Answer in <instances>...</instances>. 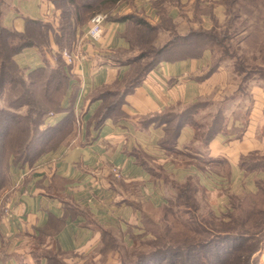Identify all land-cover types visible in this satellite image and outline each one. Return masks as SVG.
I'll return each instance as SVG.
<instances>
[{"label": "crops", "instance_id": "obj_1", "mask_svg": "<svg viewBox=\"0 0 264 264\" xmlns=\"http://www.w3.org/2000/svg\"><path fill=\"white\" fill-rule=\"evenodd\" d=\"M10 2L1 22L18 32L28 18L45 22L53 15L50 0ZM127 26L105 24L96 44L80 31V60L61 101L65 110L47 120L56 126L70 115L75 128L34 165L11 167L15 192L0 212V256L9 257L0 264H15L11 255L24 237L46 238L65 254L99 245L104 232L131 244L144 232V216L167 206L176 186L188 182L223 195L213 208L225 214L229 195L254 193L264 180V170L246 171L240 163L264 155V133L255 132L263 89L252 87L258 101L245 127V106L233 92L225 97L233 85L229 66L212 65L210 50L163 58L136 79ZM15 60L29 72L44 66L35 47ZM205 100L215 103L206 118ZM209 177L228 184L215 187Z\"/></svg>", "mask_w": 264, "mask_h": 264}, {"label": "rangeland", "instance_id": "obj_2", "mask_svg": "<svg viewBox=\"0 0 264 264\" xmlns=\"http://www.w3.org/2000/svg\"><path fill=\"white\" fill-rule=\"evenodd\" d=\"M91 1L92 0H89V2ZM102 1L103 0H94L92 1L96 3L94 8L81 10L82 13L80 12L81 15L78 17L77 31L73 41L75 43L73 46L70 44V38H73L70 37L69 34H66L64 38H60L63 34V32H61L62 25L65 24L66 26H69L70 20L63 17L61 14L62 11L54 5L53 15L49 16L47 21H51L49 24H51L53 28V31L49 33L50 44L43 45L44 47L42 49L46 53L45 56H47L46 63L44 64L47 65L48 63L55 67V69L58 68L60 72L57 71L51 73L47 67L46 72L35 75L34 81L38 83L39 90L35 91L33 98L36 99V103H38L37 107L40 105V107L42 106L46 111L49 110L48 113L46 112L49 117L57 114L55 109L65 91L64 84L66 81L70 83L74 78V75L71 72V65H73V63L68 62L64 56V52L71 55H75V53L78 54L76 49L80 43V31L83 35V32L89 27L90 19L96 13H108L106 24L116 22V18H119L120 16L134 15L139 18H146L151 25L155 26V30H141L140 33L144 34L141 35H143L145 41L140 40L139 42L134 43L132 45L133 53L129 51V58L132 57L130 55L139 57L147 52L146 58L139 63L141 65H144L146 61L148 62L150 58L154 56L155 50L172 42L177 36L185 37L192 35L193 33H195L194 36H196L199 33L205 34L209 32L216 35L217 41H220L222 39V34L224 33L223 31L228 29V34H230L229 37H233V39L222 42V45L220 46L216 45L215 42L213 43L215 58L226 59L221 64L223 66H229V71H231L229 77H231L230 79L233 82V85L225 97H228L233 92L236 95V99L239 98L238 103L245 106V110L241 111L243 116L241 118L242 120L244 119L243 125L245 127L248 126L250 110L253 107L252 105L258 101L251 92L253 89L252 87L260 86L264 92V0H233V4H231L232 0H120L116 4L102 3ZM200 2L201 4H199ZM11 3L10 0H4L3 3L0 2V10L3 13L9 11ZM76 3H78L79 6L84 5L82 0H76ZM61 4L68 5L66 0H62ZM228 7L230 9H227ZM164 11L171 18L170 20L166 19L164 15L161 16ZM172 11L175 13L174 17H171L170 14ZM227 11L229 12L228 14ZM210 13H213L212 17L209 16ZM73 19L75 20L76 17H73ZM132 30L134 31L133 26ZM33 31L34 35L39 38V43L45 44L46 39L43 38V34L35 29H33ZM57 40L59 41V45L56 43ZM147 40H149V43L146 42ZM204 41L205 40H202L201 42L204 43ZM209 41L212 40L209 39ZM201 42H199V44H202ZM59 46L62 49H59ZM193 46L194 49L192 52L194 54L198 53L199 50H195L197 44H193ZM175 51L177 52L178 50ZM175 51L174 53H176ZM187 51L190 50L187 49ZM174 53L172 54V51L165 52L163 53V56L168 57L174 55ZM234 63L235 65L238 63L240 68L244 71H248V74H250L251 79L248 81L246 80L248 83H246L244 89H242V85H240V77L234 74V70L236 69ZM138 66L139 65H136V68ZM7 80L11 81L9 78ZM46 81L51 88L49 94H51V96L53 95V102L44 105V101L46 103V98L43 89L40 87H43V84L46 83ZM8 94H10V92L6 95ZM6 95L3 99H0V120L9 118L10 116V118L12 117L15 121L18 120L20 123L18 124V122H15L14 125L11 124V131L8 134L5 133V135H0V212L5 211L9 207L8 205L12 199V194L15 192V186L11 178V172L9 171L11 167L16 165L12 163V166L9 167L7 160L11 157L7 154L4 155V153H8L9 150L12 152L20 150L18 148L19 142L22 141L23 138L20 140L16 136L22 134L20 129L27 128L28 130V127L25 126L28 122H26L21 116L25 115L27 110V107H20V104H24V100L15 101L14 106L11 108V105L8 104L10 103L8 102L10 97H7ZM13 97L15 100L17 99L15 95ZM209 102H211V100H205L204 103V106H206V109L203 110L204 118H206L205 116L208 111H211L212 113L215 112V103L209 104ZM258 103L259 106L255 114L259 115L258 119H260V121L258 125H256L255 132H257V134H263L264 95H262ZM218 105L220 107V104ZM209 107H211V109H209ZM67 111H69V109H67ZM13 112H18L20 116L17 118L16 114L18 113L13 114ZM255 114L252 117L254 120L251 119V123L257 118ZM35 115V117L38 116V114ZM46 119L47 118H45V131L38 134L40 143L38 144V147L33 148L32 153L29 155L30 158L25 159L24 155H22V150L12 156L13 160L16 159L20 161V165L32 166L37 163L41 158L47 155L44 151L49 150L55 142H58L61 135H63L62 137H65V135L71 133L76 124L74 121L66 120L63 124L62 122L57 124H62L61 126H58L59 130H53L51 128L49 129L48 126L50 125H48V119ZM26 134L28 136V132ZM34 134L35 133H33V135ZM54 135L56 138H54ZM51 136L54 139H52ZM39 149L41 151H38ZM208 180L209 182H207L212 183L215 187L217 185L221 186V184L227 186L228 184L224 179L220 181L217 178L209 177ZM180 189L181 187L176 186L172 191L173 196L170 197L173 201L172 205L175 212L179 215L184 211L182 208L180 210L179 207L175 206L178 204L177 197L178 194H180ZM195 189L196 185L190 184V195H193L196 200V203L192 200L191 203L197 205L202 204L204 206L209 205L212 210H214V201L223 196L218 194L214 197L202 190L200 192H194ZM257 191L258 186L254 193ZM239 194L240 193L237 195ZM260 202L262 203L258 204L257 212L255 209V212L247 213L244 208L232 211L230 207V199L227 211L224 208V211H226L225 214L232 212V215L235 216L239 222H243V224L240 223V225H237V229H239L238 231L244 232L242 236L243 239L238 243H242L244 249H256V252L252 256L254 260H252L251 264H264V196ZM219 214H216V216L224 215L221 213ZM241 214H244L246 218L242 219V216H240ZM201 215H207V209L202 208L200 211H197L195 213V217H197L196 219L200 220ZM206 226L210 227V225L207 224ZM111 233H108L110 235H104V238L99 245L85 250V252L68 253L67 255L59 254L54 243L46 238H41V242L40 240H35V238L24 237L19 239L18 244L15 245L18 252L15 253V256H11H13L15 264H132L137 259L136 256L137 253H139V250L144 253V251L148 249L137 248V241L128 244V242H125L119 234L117 235L114 232ZM149 238H153L152 234ZM6 251H9V248H7L5 252ZM1 257L2 260L5 261L9 255L3 253L0 258Z\"/></svg>", "mask_w": 264, "mask_h": 264}, {"label": "trees", "instance_id": "obj_3", "mask_svg": "<svg viewBox=\"0 0 264 264\" xmlns=\"http://www.w3.org/2000/svg\"><path fill=\"white\" fill-rule=\"evenodd\" d=\"M3 1L4 0H1L0 2L3 3ZM92 1L89 2V0H82L84 5L79 6V4L76 3V0H66L68 5L61 4L62 0H50L52 4L56 5V7L62 11V16L70 20L69 26H66L65 24L62 25L61 32H63V34L60 36V38H64L66 34H69L70 37L73 38H70V44H72V46L75 43L73 41L77 31L78 17L81 15L80 12L82 9L86 10L94 8L96 3ZM118 1L120 0H103L102 3L105 2L108 4H116ZM232 1L231 4H233L235 0L233 2ZM199 4H201V2ZM227 9L230 8L228 7ZM228 13L229 12L227 11V14ZM105 14L108 15V13ZM162 15H164V17H166L168 20L171 19L165 11L161 14V16ZM2 16L3 12L0 10V99H3L4 96L10 92V94L6 96L10 97L8 101L10 103L8 104L11 105V108L14 106L15 101L24 100V104H20V107H27V110L26 114L21 116L26 122H28L25 125L28 127V130L27 128H19L22 131V134L16 136L20 140L23 138V140L19 142L18 148L20 150H15L14 152L9 150V152L7 151L8 153H4V155L7 154L11 157L7 160V164L10 167L12 166V163L14 165H20V161L12 159V156H14L18 151L22 150V155H24L25 159L30 158L29 155L32 153L33 148L38 147V144L40 143L38 134L45 131V118H49V115L46 114V112L48 113L49 110L46 111L42 106L40 107V105L37 107L38 103H36V99L33 98L35 91L39 90L37 85L38 83L34 81L35 75L46 72L47 67L51 73H55L57 71L60 72V70L58 68L55 69V67L47 63V65L44 64L43 67L30 70L29 72L25 69H22L15 60L17 54L23 52L25 49H29V47H35L43 55L44 63H46L47 56H45L46 53L42 48L44 47L43 45L50 44L49 33L53 31L51 24H49L51 21L44 22L28 18L25 20V30L23 32H18L13 28H6L1 22ZM209 16L212 17L213 13H210ZM73 17H76L77 20H74ZM116 21H122L128 24L126 35L131 47L134 43H137L140 40L145 41L143 39L144 34L140 33L141 30H155V26L151 25V23L146 18H139L135 17L134 15L120 16L119 18H116ZM132 26L134 27V31L132 30ZM33 29L43 34V38L46 39L45 44L39 43V38L34 35ZM223 32L224 33L222 34V39L220 41H217L216 35L209 32L205 34L199 33L196 36H194L195 33L185 37L177 36L172 42H169L163 45L162 48L155 50L154 56H152L148 62L146 61L144 65L139 63L141 60L146 58L147 52L143 53L139 57L134 56V58H130V60L135 63V67L136 65H139L134 77L136 79H141L147 73V71L153 69L155 64L163 60V58L179 56L181 53H190L192 55H196L197 53L194 54L192 52L194 49L193 44H197L195 50H199L198 53L202 52L203 50H210L212 52V65H222L221 63L226 59L215 58V49L213 47V43L215 42L216 45L220 46L222 45V42L233 39V37H229L230 34H228V29L224 30ZM209 39L212 41H209ZM202 40H205L204 43L201 42ZM146 42L149 43V40ZM199 42L202 44H199ZM56 43L59 45L58 40ZM59 49L62 48L60 47ZM187 49L190 51H187ZM175 50H178V53ZM171 51L172 54L174 51L176 53L168 57L163 56V53ZM71 66L73 67L74 64ZM234 66H236V69L238 68L237 70H234V74L240 77V85H242V89H244L246 87V83H248L247 81L251 79L250 74H248V71H244L242 68H240L238 63L236 65L234 63ZM8 78L11 81H8ZM47 81L43 84V87H40L43 89L44 96L46 98V103L44 101V105L53 102V95L51 96V94H49L51 88ZM68 85L69 83L66 81L64 84L65 91L62 94L61 99L58 101V106H56L55 109L57 113L63 112L65 110V108L63 109L61 101L68 91ZM14 95L17 97L16 100L13 97ZM14 113L18 112H13V114ZM35 114H38V116L35 117ZM16 116L18 118L20 114L18 113ZM66 120L74 121L69 115L63 120L62 124L65 123ZM15 122H18V120L15 121L14 118H10V116L9 118L0 120V135H5V133L8 134L12 128L11 124L14 125ZM19 123L20 122H18V124ZM61 125L48 127L49 129L51 128L53 130H59L58 126ZM27 132L28 136L26 134ZM33 133L35 134L33 135ZM62 136L63 135L60 136L61 138L58 142H55L54 145L49 148V150L44 152L48 153L50 150L54 149L57 144H59V142L65 138ZM54 138H56L55 135ZM38 151L41 150L39 149ZM240 163L242 168L246 171H252L254 169L264 170V155L253 154V156H250L249 158H242ZM21 165L24 166L23 164ZM190 184L194 183L188 182L179 186L181 189L179 190L180 194H178L177 197L178 204L175 206L179 207L180 210L181 208L184 210L180 215L175 212V209L172 205L173 201L171 198H169V203L167 206L156 211H151L144 216V232L142 236L136 238L135 240L137 241V248L148 249L145 250L144 253L139 250V253H137L136 256L137 259L132 264H251L252 260H254L252 256L256 252V249L250 248L247 250L242 247V243H238L243 239L242 236L244 232L238 231L239 229H237V225H240V223L243 224V222H239V220H237L236 217L232 215V212H228L227 214L221 216H216L215 211L212 210L209 205L204 206L202 204H195L196 200L194 199L193 195H190L191 191L189 192ZM196 191H201L197 185L194 192ZM263 196L264 180L258 181V191L256 193L245 192L239 195H229L230 207L232 211L244 208L246 209L245 212L247 213L255 212V209L257 212L258 204L262 203L260 201L262 200ZM191 200L195 203H191ZM202 208L207 209V215H201V218L199 217L200 220H198L196 219L197 217H195V213L200 211ZM240 216H242V219L246 218L244 214H241ZM206 224L210 225V227H207ZM108 233L111 232H104L102 235L103 238L104 235H110ZM150 233L152 234L153 238H149L151 235ZM34 238L35 240H40L42 242L41 238ZM56 249L59 254L67 255L58 248Z\"/></svg>", "mask_w": 264, "mask_h": 264}, {"label": "built area", "instance_id": "obj_4", "mask_svg": "<svg viewBox=\"0 0 264 264\" xmlns=\"http://www.w3.org/2000/svg\"><path fill=\"white\" fill-rule=\"evenodd\" d=\"M107 14L105 13H96L90 20L89 27L86 32L87 38L94 44L99 43L103 38L104 27L107 22ZM64 56L68 62L75 64L80 60L79 55H71L64 52Z\"/></svg>", "mask_w": 264, "mask_h": 264}]
</instances>
